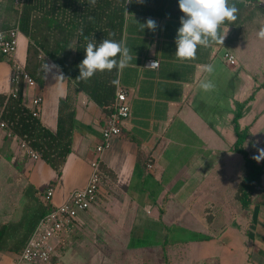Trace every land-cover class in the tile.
<instances>
[{"label":"crops","instance_id":"0c3cea01","mask_svg":"<svg viewBox=\"0 0 264 264\" xmlns=\"http://www.w3.org/2000/svg\"><path fill=\"white\" fill-rule=\"evenodd\" d=\"M149 18L156 30L141 31ZM13 22L9 0H0V29ZM262 26L264 15L255 17L228 46L235 31L222 25L221 34L228 29L223 45L199 46L194 60L180 61L175 57L180 19L126 15L123 43L132 60L119 71L118 86L128 92L131 115L100 156L110 172L104 174L101 200L80 212L61 264H163L165 246L173 264H264V204L244 208L235 197L246 165L234 150L235 101L244 102L255 88L238 121L249 131L244 147L256 149L255 155L264 148V47L257 36ZM28 44L20 32L16 52L0 59V94L11 93L15 66L25 71ZM227 51L235 65L224 58ZM149 60L159 66L149 68ZM47 64L57 65L51 59ZM206 64L213 72L202 71ZM57 74L52 69L43 86L25 84L23 90L28 107L42 96L39 117L52 131L58 127L60 99L69 92V81ZM203 81H212L214 89L204 91ZM105 117L97 103L78 93L72 151L60 172L31 157L24 140L0 122V229L8 225L0 264H32L20 259L22 249L13 247L12 239L34 231L50 186L54 206L86 187ZM104 189L115 207L101 205Z\"/></svg>","mask_w":264,"mask_h":264},{"label":"trees","instance_id":"16d2710c","mask_svg":"<svg viewBox=\"0 0 264 264\" xmlns=\"http://www.w3.org/2000/svg\"><path fill=\"white\" fill-rule=\"evenodd\" d=\"M230 4H235L238 13L235 22L224 24L232 26L235 31L226 41L228 46L241 36L246 23L264 15V6L260 0H230ZM9 5L13 11L14 22L10 27L1 28L0 31L18 27L20 32L28 37L25 71L41 87L45 78L42 65L51 59L69 81V92L65 99H60L58 127L56 131H52L42 123L39 116L33 114L35 107L24 104L25 84L21 77L16 95L0 94V122H5V128L10 135L15 134L22 138L58 172L72 151L78 93L82 91L103 109L106 122L118 89L117 69L110 72L98 71L87 81L77 78L78 65L85 57L84 47L87 43L85 38L94 39L97 45L103 39L123 41L127 14L177 19L184 15L179 10L178 0H143L142 3L135 0L132 3H127V0H96L94 6L90 5L88 0H21L20 5H16L15 0H9ZM5 56L0 52V59ZM11 62L14 65V62ZM257 90L258 88H255L244 102H236L234 117L238 137L234 150L244 156L246 165V174L237 187L235 197L244 208L252 203L264 204V163H257L244 147L249 131L247 128L241 129L238 121L246 104L254 98ZM100 169L103 182L106 179L104 174L110 172L102 163ZM54 208L51 202L44 200L38 221ZM7 228L8 225H3L0 229V247L6 246L4 241L7 240L5 236ZM31 233L19 238L14 237L13 247L23 249ZM168 242L166 239L164 245ZM162 257L164 264H173L166 246ZM55 261L56 258H53V263Z\"/></svg>","mask_w":264,"mask_h":264},{"label":"built area","instance_id":"2783aa9c","mask_svg":"<svg viewBox=\"0 0 264 264\" xmlns=\"http://www.w3.org/2000/svg\"><path fill=\"white\" fill-rule=\"evenodd\" d=\"M20 2L21 0H15L16 5H20ZM19 33L18 27L0 31V52L2 54L8 57L13 56L17 50ZM224 58L230 65L236 64L234 55L229 51L225 52ZM152 62H157L153 67L159 66L158 60H149L146 64L150 67ZM63 76V79H66L64 74ZM21 77L24 84H36L35 80L26 71H21L15 66L13 73L14 87L11 91L13 95H16ZM33 101L35 106L33 114L39 116L42 96L37 95ZM111 107L112 110L103 127L102 142L96 147L97 157L91 161L92 171L86 187L74 189L63 204L55 206L54 209L40 218L26 245L20 252L22 261L32 264H53V258H56L55 264H59L58 260L62 256V250L67 247V242L80 212L89 209L101 200L102 172L100 169V156L110 146L113 137L122 133L124 122L131 115V103L125 88L118 86L116 98ZM1 125L5 126V122H2ZM23 146L26 147V152L31 157H40V154L25 141ZM53 194L54 188L50 186L45 193L44 200L52 202Z\"/></svg>","mask_w":264,"mask_h":264},{"label":"clouds","instance_id":"9594fccd","mask_svg":"<svg viewBox=\"0 0 264 264\" xmlns=\"http://www.w3.org/2000/svg\"><path fill=\"white\" fill-rule=\"evenodd\" d=\"M133 0H127L132 3ZM142 3L143 0H135ZM90 5H95L96 0H88ZM179 10L184 14L180 18V27L177 30L175 39L176 52L175 57L180 61L194 60L196 58L199 46L209 47L211 44L223 45L225 36L228 32L221 34V26L225 22H235L237 20L238 8L235 4H230V0H178ZM141 31L145 28L155 31L157 23L149 18L143 24H140ZM110 35H114L111 34ZM259 39L264 40V26L260 27L257 32ZM85 57L78 65L80 80L87 81L94 76L96 72L112 71L117 69L122 71L128 67L132 56L130 50L124 45L123 41L112 39H103L98 45L94 39L88 40L87 37ZM152 62L149 68L156 65ZM56 69V79H63L64 76L59 70V66L52 64L42 65V71L47 74ZM202 71L211 73L213 66L211 64L201 65ZM46 78V75H45ZM200 87L204 91L214 89L215 85L212 81H203ZM258 155L252 158L259 163L264 160V148L257 149Z\"/></svg>","mask_w":264,"mask_h":264},{"label":"rangeland","instance_id":"374dc122","mask_svg":"<svg viewBox=\"0 0 264 264\" xmlns=\"http://www.w3.org/2000/svg\"><path fill=\"white\" fill-rule=\"evenodd\" d=\"M260 43V45H263V47H264V40H258V44ZM244 54L249 58V55H250V53L248 52V50L247 51H245L244 52ZM223 80V79H222ZM222 80H221V84L223 83L222 82ZM227 82H228V80H226ZM225 81V82H226ZM226 82V84H225V86L224 87H226V91L228 90L227 89V87H228V83ZM235 86H238V84H234ZM227 94V93H226ZM235 104H236V101H235ZM261 144V142H258V145H260ZM257 149H259V148H257ZM248 151L250 152V155H252V156H255V152H256V149H248ZM239 153V152H238ZM107 187H108V185H106ZM103 192H104V195L102 196V203H101V205L102 206H105V205H110L111 207H115V204H116V201L114 200V198L112 199L111 198V196L109 195V193L106 191V189H104L103 190ZM118 198H120L121 199V196H118ZM67 247H68V242H67ZM66 247V249H68ZM61 258L59 259V264H61ZM128 262V261H127ZM139 261H137V263H138ZM154 264H160V261L159 260H154V261H152ZM163 262V261H162ZM136 263V264H137ZM148 262L147 261H145V263L144 264H147ZM53 264H55V263H53ZM128 264H130V262H128ZM164 264V263H163Z\"/></svg>","mask_w":264,"mask_h":264}]
</instances>
